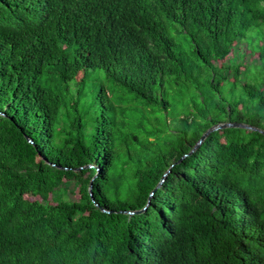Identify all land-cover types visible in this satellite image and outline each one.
Returning a JSON list of instances; mask_svg holds the SVG:
<instances>
[{
  "label": "trees",
  "instance_id": "trees-1",
  "mask_svg": "<svg viewBox=\"0 0 264 264\" xmlns=\"http://www.w3.org/2000/svg\"><path fill=\"white\" fill-rule=\"evenodd\" d=\"M227 121L264 0H0V264H264V133L192 151Z\"/></svg>",
  "mask_w": 264,
  "mask_h": 264
},
{
  "label": "water",
  "instance_id": "water-1",
  "mask_svg": "<svg viewBox=\"0 0 264 264\" xmlns=\"http://www.w3.org/2000/svg\"><path fill=\"white\" fill-rule=\"evenodd\" d=\"M227 127H239V128H245V129H248V130H259L260 132L264 133V130L262 129H259L257 127H254L252 125H249V124H246V123H242V122H224V123H221V124H217L215 126H212L210 127L202 136V138L199 140V142L197 143V145L195 146V148L192 150L194 151L197 147H199V145L202 143V141L209 135L210 132L212 131H215V130H219V129H223V128H227ZM191 151V152H192ZM170 172V170L164 175L163 179H162V182L165 180V177L167 176V174ZM161 182V183H162ZM161 183L158 185V187L161 186ZM93 180L91 182V185H90V192H91V195L93 196ZM141 212V211H140Z\"/></svg>",
  "mask_w": 264,
  "mask_h": 264
},
{
  "label": "rangeland",
  "instance_id": "rangeland-1",
  "mask_svg": "<svg viewBox=\"0 0 264 264\" xmlns=\"http://www.w3.org/2000/svg\"><path fill=\"white\" fill-rule=\"evenodd\" d=\"M239 49L241 52H245L244 58H241L239 56V59L242 61L241 70H243L245 67V64H243V63H248V62L252 61L253 58H256L258 56V53L251 52L250 47H248L246 43H242L239 46ZM233 55H234V53L232 52L229 56H233ZM226 61H228V60L226 59ZM217 64L219 65L220 62H217ZM80 76L81 75L79 74V78H80ZM26 197L30 200L40 199V197L33 196V195H26Z\"/></svg>",
  "mask_w": 264,
  "mask_h": 264
}]
</instances>
